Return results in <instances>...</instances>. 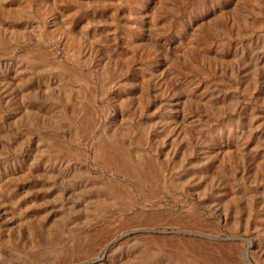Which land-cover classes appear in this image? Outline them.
<instances>
[{"label": "rangeland", "instance_id": "374dc122", "mask_svg": "<svg viewBox=\"0 0 264 264\" xmlns=\"http://www.w3.org/2000/svg\"><path fill=\"white\" fill-rule=\"evenodd\" d=\"M0 264H264V0H0Z\"/></svg>", "mask_w": 264, "mask_h": 264}]
</instances>
